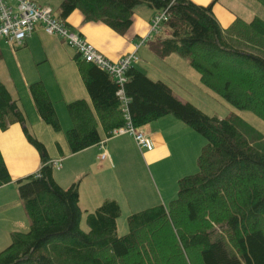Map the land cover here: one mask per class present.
Returning <instances> with one entry per match:
<instances>
[{
    "label": "trees",
    "instance_id": "1",
    "mask_svg": "<svg viewBox=\"0 0 264 264\" xmlns=\"http://www.w3.org/2000/svg\"><path fill=\"white\" fill-rule=\"evenodd\" d=\"M218 1L203 6L193 0H64L60 16L66 21L80 10L86 22L125 35L138 5L169 8L168 20L149 44L152 50L160 57L179 54L211 90L264 119V19L237 18L223 31L213 10ZM77 61L93 108L85 99L67 104L71 153L99 144L100 125L111 137L127 124L115 78L81 57ZM126 77L134 126L173 115L206 139L198 171L178 179V194L167 206L130 214L126 234L118 231L120 204L110 198L87 213L84 230L79 182L63 187L56 181L45 144L24 126L19 100L0 79V129L22 124L42 160L36 173L16 181L30 228L11 234L0 264H264V134L236 113L225 118L205 113L135 65ZM29 90L41 118L61 130L45 83L33 82ZM10 182L0 148V187Z\"/></svg>",
    "mask_w": 264,
    "mask_h": 264
},
{
    "label": "crops",
    "instance_id": "2",
    "mask_svg": "<svg viewBox=\"0 0 264 264\" xmlns=\"http://www.w3.org/2000/svg\"><path fill=\"white\" fill-rule=\"evenodd\" d=\"M40 5L52 7L50 4ZM157 14L149 12L150 26L151 20ZM66 22L114 61L135 49L137 42L134 35L129 32L120 35L101 22H86L80 10H75L66 18ZM147 29L145 32H148ZM7 43L9 41L0 39V46ZM22 45L29 49L31 45L35 47L41 45L44 49L36 62L39 64L45 62L43 65L50 69L53 83L47 82L45 85L52 101L67 105L75 100L85 99L93 108L78 66L77 58L81 57L78 51L76 53L70 49L63 38L48 34L42 25H37ZM48 48H51V51ZM150 49L152 50L151 47ZM171 56L172 54L162 58L166 62ZM29 82V80L26 82L27 86ZM12 96L19 100L22 110L25 111L26 103L23 99ZM28 103L35 112L37 111V117L34 115L37 125L44 128L42 125L44 121L33 99L31 98ZM24 126L32 133L27 124ZM24 126L12 123L7 130L0 129V148L12 176V182L0 187V250L9 245L13 232H23L30 228V219L26 211L25 213L23 211L25 209L19 199L16 181L36 173L42 166L41 155L28 142ZM71 126L72 124L69 128ZM141 129L150 139L151 149L140 148L134 136L129 133L108 137L101 125L99 131L102 141L78 153L70 152L65 133L64 137L50 136L49 140L59 150L61 159L50 155L47 142L44 138H39L38 131H34L33 134L45 144L51 160L59 161L57 170L54 166L56 181L63 187L79 182L80 206L84 213L96 210L108 198L118 201L121 213L122 200L134 213L158 204L167 206L176 198L178 179L194 171L204 145L202 135L173 115H166ZM46 130L49 132V129ZM105 151L108 152V157L102 160L101 155ZM140 171L145 172V176L139 175Z\"/></svg>",
    "mask_w": 264,
    "mask_h": 264
},
{
    "label": "rangeland",
    "instance_id": "3",
    "mask_svg": "<svg viewBox=\"0 0 264 264\" xmlns=\"http://www.w3.org/2000/svg\"><path fill=\"white\" fill-rule=\"evenodd\" d=\"M32 1L40 4H50V6H52L51 8L53 9V14L59 19L63 20L60 16V13L61 4L64 0ZM193 1L200 5L208 6L214 0ZM214 3L215 4L213 10L223 31H226L230 24L237 18L251 21L258 16L264 19L263 0H219L218 2ZM150 11L161 13L160 10L152 8L146 4L138 5L134 9L133 24L128 32L131 35H134V38L138 44L141 43L142 39L145 38L151 28L148 20V14ZM162 26L163 24L161 25V28ZM146 29L148 30V32H145ZM155 36L156 34L153 33L148 42L139 49V59L135 61V66L144 71L151 79L161 80L165 82L172 88L174 94L179 99L193 103L205 113L211 116L216 115L220 118H225L232 113H236L242 116L251 125H253L264 134V119L262 117H260L252 110L236 108L223 96L211 90V88H209L202 81L201 75L198 70L192 67L187 59L181 57L179 54L174 53L172 54L171 58L169 57L165 62L164 58L160 57L154 51H152L149 44L154 40ZM65 43L67 44V46L71 47L70 49L77 53V50L75 48L70 46L66 41ZM50 49L51 48H48L49 51H51ZM42 50L44 49L41 47V45H37L36 47L31 45L30 49L29 47L23 45H13L10 42L6 45H1L0 79L9 88L12 95L18 98L21 97L23 99V102L26 103V110L24 111L23 109V112L27 119L26 124L28 125L32 133L34 131H38L39 138H44V140H46L50 155L55 158L61 159L59 150L53 145L52 141L49 140V138L50 136L54 137L56 135H59V137H64V133L72 127L71 126L69 128L70 124H72V120L70 118L67 105L53 100L62 125V129L56 131L44 120V122H42V125L45 129L40 128L39 125H37V111L35 112L32 106H30V104L28 103V101L32 98L29 86L26 85V82L28 80L30 81L29 85L37 80H43L44 83H53L50 69L44 66L46 63L44 62L42 64H39L38 62H36V60H38V55H40ZM46 129H49V132ZM203 139L205 145L206 139L204 137ZM34 149L36 150V148ZM55 170H57V166H55ZM197 171L198 164L196 163L194 171L190 174H193ZM140 174L142 177L145 176V172L140 171L139 175ZM121 179L123 178L121 177ZM69 185L66 186L68 187ZM122 204L123 211L118 219V231L120 235H124L128 232V217L130 214H132V211L127 208L125 201L122 200ZM23 211L25 213V210ZM81 227L84 230H88L89 228L87 224V213H83L82 215ZM27 230L28 229L24 230V232Z\"/></svg>",
    "mask_w": 264,
    "mask_h": 264
},
{
    "label": "built area",
    "instance_id": "4",
    "mask_svg": "<svg viewBox=\"0 0 264 264\" xmlns=\"http://www.w3.org/2000/svg\"><path fill=\"white\" fill-rule=\"evenodd\" d=\"M169 18V8H165L151 20V28L141 43L135 45L132 52L126 53L119 60L114 61L103 54L93 43L82 37L64 20L53 14V9L43 6L32 0H0V39H5L14 45H22L31 36L35 27L41 24L48 34L57 35L63 38L70 46L74 47L81 58L92 62L110 73L119 84V97L122 107L126 113L127 124L117 128L112 135L129 133L134 136L140 148H152V143L146 133L134 126L128 111L129 98L124 91V84L127 80L126 72L135 61L139 59V49L145 45L152 34H157L161 25ZM108 157L105 151L101 155L104 160ZM59 161H51V165L58 166Z\"/></svg>",
    "mask_w": 264,
    "mask_h": 264
}]
</instances>
